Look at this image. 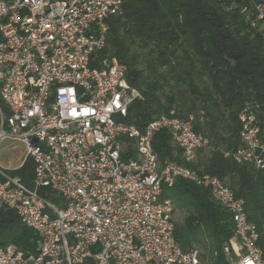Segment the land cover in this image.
I'll list each match as a JSON object with an SVG mask.
<instances>
[{"label":"built area","instance_id":"1","mask_svg":"<svg viewBox=\"0 0 264 264\" xmlns=\"http://www.w3.org/2000/svg\"><path fill=\"white\" fill-rule=\"evenodd\" d=\"M243 12L264 30V0ZM123 0H0V142L25 146L35 163L32 186L0 164V207L35 230V253L0 246V264H203L175 236V205L163 197L179 179L208 188L231 214L229 264H264L260 233L245 202L219 177L161 161L154 137L167 131L192 162L210 139L194 117L161 114L127 122L142 92L107 52L110 20ZM6 105L9 113L2 106ZM260 104L239 111V164L264 169ZM26 158V159H27ZM46 189L58 199L41 194Z\"/></svg>","mask_w":264,"mask_h":264},{"label":"trees","instance_id":"2","mask_svg":"<svg viewBox=\"0 0 264 264\" xmlns=\"http://www.w3.org/2000/svg\"><path fill=\"white\" fill-rule=\"evenodd\" d=\"M245 6L249 0H123L122 13L110 20L106 51L126 66L128 82L144 96L130 106L127 122L142 127L172 111L194 117L195 130L212 145L199 164L180 160L183 150H176L167 131L155 135L154 149L161 161L219 177L243 199L264 259V169L225 155L240 145L238 114L247 102L260 104L264 126V33L247 19ZM34 168L28 157L12 174L32 186ZM40 192L58 199L46 189ZM163 197L188 207L185 225L175 231L182 248L194 242L208 246L210 240L213 263L229 264L224 246L235 236L234 223L210 190L179 179L165 187ZM7 244L35 253L38 235L15 210L0 207V246Z\"/></svg>","mask_w":264,"mask_h":264},{"label":"rangeland","instance_id":"3","mask_svg":"<svg viewBox=\"0 0 264 264\" xmlns=\"http://www.w3.org/2000/svg\"><path fill=\"white\" fill-rule=\"evenodd\" d=\"M259 31L264 33V30L261 28H259ZM172 142L176 150L179 151L178 145L174 141ZM209 152H210L209 149L199 150L196 157L192 161V163L199 164L203 159L206 158ZM26 158H27L26 149L22 143L13 142L9 139H4L0 142V164L3 165L4 167H7L9 169H15V167H17L23 161V159L26 160ZM184 159L185 158L183 155L180 158V160L184 161ZM200 169H203V166H200L199 170ZM173 202L175 205L174 218H175L176 225L179 227H182L185 225L186 218L189 215L188 210H187L188 207L186 205L176 204L175 200H173ZM198 238L205 240L203 235H199ZM206 241L208 243V246H205L204 244H201L199 242H194L192 247L189 250L191 249L199 250L203 264H214L210 258L212 256L211 250H210L211 248L209 246L210 240H206Z\"/></svg>","mask_w":264,"mask_h":264},{"label":"crops","instance_id":"4","mask_svg":"<svg viewBox=\"0 0 264 264\" xmlns=\"http://www.w3.org/2000/svg\"><path fill=\"white\" fill-rule=\"evenodd\" d=\"M20 143V142H19ZM25 147V146H24ZM24 159H23V161L17 166V167H15V169H17V168H19V167H21L22 166V164L24 163Z\"/></svg>","mask_w":264,"mask_h":264}]
</instances>
